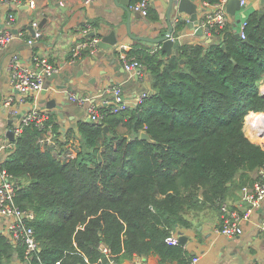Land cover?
I'll list each match as a JSON object with an SVG mask.
<instances>
[{
	"label": "trees",
	"instance_id": "1",
	"mask_svg": "<svg viewBox=\"0 0 264 264\" xmlns=\"http://www.w3.org/2000/svg\"><path fill=\"white\" fill-rule=\"evenodd\" d=\"M244 19V38L227 23L216 40L180 44L177 54L128 50L151 90L135 107L103 105L100 120H78L71 139V128L58 138L52 114V142L39 141L44 128L23 126L0 168L16 179L15 202L34 212L28 222L39 248L29 255L0 233V263L16 255L23 264H103L100 243L116 260L180 257L182 244L167 242L176 227L191 226L228 182L264 166V148L243 128L250 111H264V10ZM184 25L177 19L175 35Z\"/></svg>",
	"mask_w": 264,
	"mask_h": 264
},
{
	"label": "crops",
	"instance_id": "2",
	"mask_svg": "<svg viewBox=\"0 0 264 264\" xmlns=\"http://www.w3.org/2000/svg\"><path fill=\"white\" fill-rule=\"evenodd\" d=\"M192 1L195 3V12L199 19L204 9L201 5L202 0ZM228 1L225 2L228 23L237 32L249 12L264 10V0H245L239 9L231 13L227 9ZM131 3L132 0H130ZM167 4L168 0H150L148 14L142 16L131 9L128 14L114 0H91L89 2L85 0H34V7L30 6L29 0H20L14 6L0 2V24L9 27L13 32L23 31V36H25H15L8 45L0 47V163L13 145L12 140L7 136V131L17 125L22 114L33 106L53 115L54 121L62 131L58 136L59 139L63 138L64 133L71 128L72 132L69 136L71 139L72 135H78L77 121L90 118L88 110L90 102L72 100L68 96L69 92L87 95L99 102L101 97L109 95L106 92L108 86L119 83L126 99L135 104L136 97L142 91H150L151 79L145 66L142 64L143 66L138 70L127 71L123 67L118 45L126 44L127 50L135 47H147L153 50L158 48L159 46L154 43L150 44L130 37L127 31V21L129 18L130 29L134 35H161L169 26ZM8 12H12L15 18L10 25L6 22ZM171 16L174 15L171 14ZM188 16L185 12L176 13L174 16L176 19L171 21L172 36L177 40L178 48L183 43H207L201 36L194 33V29L186 25ZM180 18L185 20V25L175 35V23ZM34 20L39 22L42 35L32 44H28L25 38L32 34L31 23ZM88 27L89 30H87ZM111 30L116 32V43L107 48L98 45L102 36ZM90 32H95V34H90ZM94 37L98 39L97 46L85 48L82 56L72 63L69 62L72 46L80 40ZM216 38L213 36L212 41ZM14 54H17L19 60L28 66L33 65L35 55L46 57L59 66V71L45 76L41 90L25 96V99L21 101L19 92L11 86L9 81L10 61ZM170 54H175L174 48ZM9 96L12 97V101L9 105H5L4 102ZM48 104L52 105L48 106ZM245 126H243L244 132ZM246 136L264 148V142L253 140L248 134ZM256 174L255 169L250 171L248 177L243 180L236 177L234 182H228V188L220 201L227 202L243 212L248 204L241 200L242 187L250 185ZM220 219L221 213L216 203L193 215L191 226H177L173 234L179 236L181 232L186 236L184 243L179 240L183 246V253L180 257L161 259L158 253L149 252L147 254L134 253L131 257L120 258L117 261L119 264H126L131 262L135 256H139L142 259L141 264H181L193 255H199L198 264H248L257 259L264 260V229L261 227V220L264 219V206L253 209L249 216L241 221L243 232L238 235L226 236L216 231L215 228L219 225ZM0 233L8 237L1 224ZM100 244L99 250L106 260L103 264H107V253L101 249ZM102 244L109 248L105 243ZM7 263L23 264V261L15 255Z\"/></svg>",
	"mask_w": 264,
	"mask_h": 264
},
{
	"label": "built area",
	"instance_id": "3",
	"mask_svg": "<svg viewBox=\"0 0 264 264\" xmlns=\"http://www.w3.org/2000/svg\"><path fill=\"white\" fill-rule=\"evenodd\" d=\"M91 0H85L89 2ZM9 6H14L20 2V0H0ZM226 0H219L215 3H210L207 0H202L201 5L204 7L202 16L198 19V26L201 27L203 33L208 36H218L228 23L227 11L225 9ZM245 0H240V5H243ZM30 6L34 7V0H29ZM150 0H136L130 4L132 11L138 12L142 16L148 14ZM14 14L8 12L6 15V22L10 25L14 21ZM246 21L243 20L238 31L239 35L244 38V26ZM33 32L30 36H27L26 42L32 44L34 40L38 39L42 35V31L39 28V22L34 20L31 23ZM89 30V27L88 29ZM23 31L13 32L9 27H5L0 24V47L8 45V43L15 36H23ZM25 37V36H23ZM98 39L96 37L90 39H83L75 43L71 48V56L69 62L75 61L77 58L83 55L84 49L87 47L95 48L97 46ZM120 50L123 67L132 72L141 68L142 63L130 55L127 50L126 44L118 45ZM59 71V66L53 64L46 57L37 56L33 57V65L28 66L23 64L17 54H14L10 61V77L9 81L11 86L16 89L22 101L25 96L41 90L43 87V81L45 76H50L53 73ZM260 93H264V74L259 83ZM107 97H101L99 102L91 99L90 96L80 95L75 92H69L68 96L72 100L78 102L89 101V116L93 121H98L103 116V112L100 107L105 105L111 112H120L132 107L137 106L147 96L149 91H142L135 100V104H132L126 99L123 88L119 83H113L106 88ZM102 94V93H100ZM12 101V97L9 96L5 100V105H9ZM249 112L247 115H249ZM262 115L259 122H253L248 120L245 116L244 125L248 126L252 134L261 136L264 134V111L252 112ZM48 113L41 111L39 108L33 106L27 109L21 116L20 122L12 127L14 138L20 134L23 126L28 124H34L38 128L43 129L42 137L39 139L41 143L52 142V130L50 124H45ZM1 181H0V224L4 227L9 239L16 244H22L25 246L27 254H32L39 248L38 240L35 236L34 228L29 224L32 218H34V212L29 209L21 208L15 202L16 190L19 188L16 179L9 174L4 168H0ZM241 200L248 204V207L242 212L239 208L229 205L227 202L218 201L219 210L221 213V219L219 225L215 228L216 231L226 235L234 236L241 234L243 228L241 221L247 218L251 211L257 207L264 206V166L257 169V174L254 181L250 185L242 187ZM261 227L264 229V219L261 220ZM167 242L171 244H177L179 237L172 234L167 238ZM101 249L107 253V264H119V262L112 256L110 249L102 243ZM199 255H193L185 262L181 264H198ZM142 259L139 256H135L133 260L126 264H141ZM248 264H264L263 259H257L251 261Z\"/></svg>",
	"mask_w": 264,
	"mask_h": 264
},
{
	"label": "water",
	"instance_id": "4",
	"mask_svg": "<svg viewBox=\"0 0 264 264\" xmlns=\"http://www.w3.org/2000/svg\"><path fill=\"white\" fill-rule=\"evenodd\" d=\"M114 2L120 5L122 8H124L128 12V14L130 13V0H114ZM195 7H196L195 3L192 0H168L167 17H168L169 26H168V29L163 34L158 35V36L134 35L132 34L131 29H130L129 18L127 21V31L129 33V36L134 39H138V40L150 43V44L154 43L155 45H158L160 50L164 51L167 55L171 53L172 48H174V53L177 54L179 52L178 42L172 36L173 24L171 21L175 18L174 16L176 15V13L185 12L189 15L186 20V25L194 29V33L196 35L201 36V38H203L207 42H212V37L204 34L201 27L198 26V17H197V13L195 12ZM239 8H240V0H229L228 1L227 9L229 12L233 13L235 9H239ZM171 14L174 16L172 17ZM90 34H95V32H90ZM236 35L237 36L239 35L238 32H236ZM116 41H117L116 32L114 30H111L108 34H105L102 36V38L98 42V45L104 46L105 48H107V47H111L114 43H116ZM181 62H183L182 59H181ZM261 94L264 96V93H261ZM51 105L52 104H48V106H51ZM89 119L90 118L88 117L87 120ZM104 128L107 130V125H105ZM140 135L143 138L149 137V135L145 131H142ZM7 136L11 140L14 139V133L12 129H9L7 131ZM178 237L182 243L185 242L186 236L183 235L181 232H179ZM7 264H13V263H7Z\"/></svg>",
	"mask_w": 264,
	"mask_h": 264
},
{
	"label": "bare ground",
	"instance_id": "5",
	"mask_svg": "<svg viewBox=\"0 0 264 264\" xmlns=\"http://www.w3.org/2000/svg\"><path fill=\"white\" fill-rule=\"evenodd\" d=\"M262 115L257 114V113H250V119L253 122H259L260 118ZM250 131V130H249ZM250 137L253 138V140H257V141H262L264 142V134L261 136H256L254 134H252V132L250 131Z\"/></svg>",
	"mask_w": 264,
	"mask_h": 264
}]
</instances>
